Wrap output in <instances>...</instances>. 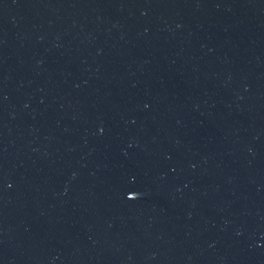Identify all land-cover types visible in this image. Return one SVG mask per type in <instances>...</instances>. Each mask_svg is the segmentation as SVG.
<instances>
[{"label":"water","instance_id":"water-1","mask_svg":"<svg viewBox=\"0 0 264 264\" xmlns=\"http://www.w3.org/2000/svg\"><path fill=\"white\" fill-rule=\"evenodd\" d=\"M264 171V0H0V197Z\"/></svg>","mask_w":264,"mask_h":264}]
</instances>
